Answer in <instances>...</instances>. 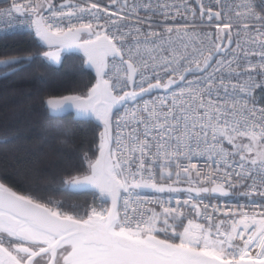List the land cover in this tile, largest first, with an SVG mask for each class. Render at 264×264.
Masks as SVG:
<instances>
[{
	"label": "snow or ice",
	"instance_id": "6c2138e0",
	"mask_svg": "<svg viewBox=\"0 0 264 264\" xmlns=\"http://www.w3.org/2000/svg\"><path fill=\"white\" fill-rule=\"evenodd\" d=\"M3 3L0 19L22 18L19 34L36 39L0 46V77L47 68L41 52L49 63L60 50L82 52L95 83L42 106L46 118L74 109L100 131L95 159L84 156L88 173L63 181L65 192L93 193L81 212L44 199L36 174L10 161L18 137L3 128L0 264H264V104L255 95L264 89V4ZM8 35L0 30V40ZM178 193L187 195L173 206ZM206 193L239 194L260 211H225L204 203Z\"/></svg>",
	"mask_w": 264,
	"mask_h": 264
},
{
	"label": "trees",
	"instance_id": "16d2710c",
	"mask_svg": "<svg viewBox=\"0 0 264 264\" xmlns=\"http://www.w3.org/2000/svg\"><path fill=\"white\" fill-rule=\"evenodd\" d=\"M34 40L32 34H15L0 40V46L27 48ZM39 55L47 68L33 66L26 72L0 77V137L4 127L18 137L6 154L16 167L36 174L39 186L49 190L44 199L62 201L66 209L75 207L82 211L92 194L65 192L63 181L87 173L84 156L95 159L100 128L90 121H74L71 115L46 118L47 109L42 102L85 94L95 78L77 54L63 55L58 67L44 60L42 52Z\"/></svg>",
	"mask_w": 264,
	"mask_h": 264
},
{
	"label": "built area",
	"instance_id": "2783aa9c",
	"mask_svg": "<svg viewBox=\"0 0 264 264\" xmlns=\"http://www.w3.org/2000/svg\"><path fill=\"white\" fill-rule=\"evenodd\" d=\"M55 3H60L61 0H54ZM256 4H257V10H260V5L264 4V0H256ZM8 5L3 3V0H0V7H7ZM0 30H6V32L10 35H14V34H19L23 32V25H22V18H20L19 20H14L11 22V26H9V22L7 20V18L5 19H0ZM214 31V29H213ZM264 92V89H257L255 92V95L258 97V103L260 104H264V95H262L261 93ZM203 164V160H201V165ZM187 185H184V187H186ZM148 196H153V193H146ZM165 197V201L167 200V196L168 194H163ZM179 195L180 197L184 198L186 197V193H178V194H173V206L175 205V197ZM195 195V194H193ZM203 197V202L204 203H208L212 206H216L218 205L221 209H224L225 211L228 210V208L230 207L231 210L233 212L235 211H242V212H247L249 213V215L252 214H258L260 211V208L258 205H252V204H248L246 203L247 198L243 197L239 194H230L227 197H222L219 195H213L212 193H206V194H201ZM93 195L91 197V201L86 205V207H84V209L81 211L83 212L89 205L93 204ZM259 199V198H256ZM238 205L240 206L238 208ZM96 206H99V201H96ZM148 207H156L157 210L158 209V205L156 204H148ZM201 207H203V204H201ZM209 211H211V208L209 209ZM187 214V213H186ZM222 215V213H221ZM187 221L185 220V223Z\"/></svg>",
	"mask_w": 264,
	"mask_h": 264
},
{
	"label": "water",
	"instance_id": "95a60500",
	"mask_svg": "<svg viewBox=\"0 0 264 264\" xmlns=\"http://www.w3.org/2000/svg\"><path fill=\"white\" fill-rule=\"evenodd\" d=\"M32 35H33L34 39H36L35 36H34V33H32ZM41 47H42V49L47 50V46H45V45H41ZM57 49H58V46H53V51H56ZM66 54H77V55H79L80 57H82L83 60H85V58H84L82 52H80V51H78V50H75V49H72V50H67V49H65V50H60V62H59V63H57V62H51V63H49L48 61H47V62H48L50 65H52V66L58 67V66L61 64V62H62V56H63V55H66ZM84 68H85L87 71H90V72L93 74L94 78H95V72H94V70L87 69L85 66H84ZM94 83H95V82H94ZM59 98H61V97H59ZM45 108L47 109L46 105H45ZM68 115H71L74 121H77V122L90 121V122H92L95 126H97V127L99 128L97 122H96L94 119L89 118V117H84V116L77 115V113L75 112L74 109H72V110H70V111H68V112L62 113V114H58V115L54 116L53 118H61V117H65V116H68ZM98 136H99V134H98ZM97 154H98V152H97ZM87 173H88V171H87ZM87 173H86V174H87ZM84 175H85V174H84ZM82 176H83V175H82ZM69 193H72V194H92V195H93V193H92L91 191L69 192ZM148 193H151V192H148ZM193 194H194V193H193ZM212 194H213V193H212ZM213 195H218V194H213Z\"/></svg>",
	"mask_w": 264,
	"mask_h": 264
}]
</instances>
